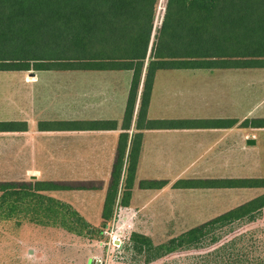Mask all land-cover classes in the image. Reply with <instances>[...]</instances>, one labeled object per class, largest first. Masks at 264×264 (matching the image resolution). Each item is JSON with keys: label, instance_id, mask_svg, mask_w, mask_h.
Masks as SVG:
<instances>
[{"label": "trees", "instance_id": "obj_1", "mask_svg": "<svg viewBox=\"0 0 264 264\" xmlns=\"http://www.w3.org/2000/svg\"><path fill=\"white\" fill-rule=\"evenodd\" d=\"M158 3L159 0H0V72L32 69L131 73L121 125L123 133L118 138L103 202L102 228L112 221L115 206H129L143 131L207 129L222 125L221 121L148 120L156 72L229 66L264 68V0H167L149 48ZM138 95L135 133L125 162ZM243 125L264 128V120L245 121ZM114 127L115 123L98 122L92 123L89 130ZM65 128L79 130L76 123H66ZM167 184L166 181H141L138 188L161 190ZM15 186L37 194L87 190L46 181L0 184L2 217L9 214V192ZM172 189L264 190V178L178 180ZM60 205L75 214L77 223L90 227L69 205ZM263 210L264 193L185 231L165 245L154 247L148 237L139 233H131L129 241L136 253L154 252L148 260L151 262L178 248L200 246L209 236H213V241L216 229L244 219L253 220ZM62 227L73 232L66 223ZM251 236L241 235L201 260L206 259L208 264H264V254Z\"/></svg>", "mask_w": 264, "mask_h": 264}, {"label": "crops", "instance_id": "obj_2", "mask_svg": "<svg viewBox=\"0 0 264 264\" xmlns=\"http://www.w3.org/2000/svg\"><path fill=\"white\" fill-rule=\"evenodd\" d=\"M61 73L92 76L74 77L75 80L70 79L61 86L46 81L48 76ZM130 80L131 73L126 71L39 72L30 69L0 72V184L24 183L27 179L42 182L39 178L43 163L49 160V170L64 168L81 182L101 184L99 189L81 190L99 194L97 217L101 219L118 138L123 133L121 125ZM187 81H196L197 90L185 88ZM141 87L142 84L139 93ZM176 99L179 101L174 104ZM138 101L139 95L128 132L125 162L135 133ZM179 105L182 108L178 109ZM147 119L221 121L222 125L207 129L143 131L129 206H115L113 217L122 210L140 212L150 200L166 195L178 180L264 178V128L243 125L245 121L264 120V68L229 66L195 71H158ZM98 122L115 123V127L89 130L92 123ZM66 123H76L79 130L65 128ZM255 149H259L260 158L253 159V162L243 158L245 153L255 154ZM43 155L49 156L43 158ZM251 166L259 174L250 176L247 168ZM94 170H97L95 175ZM214 171L237 173L210 175ZM141 181H166L168 184L161 190H141L138 188ZM172 190L197 192V189ZM222 190L259 192L231 209L264 193L260 189ZM138 198L143 199L139 205ZM68 199L64 197L62 200L80 217L89 215L85 211L91 207L80 209L75 201ZM192 211L197 212V207Z\"/></svg>", "mask_w": 264, "mask_h": 264}, {"label": "rangeland", "instance_id": "obj_3", "mask_svg": "<svg viewBox=\"0 0 264 264\" xmlns=\"http://www.w3.org/2000/svg\"><path fill=\"white\" fill-rule=\"evenodd\" d=\"M161 1L159 0L156 8L149 48L153 42L155 29L164 13V9H161ZM85 75L92 76L83 73H61L48 76L46 81L61 86L74 77L80 78ZM184 86L190 91L197 90L196 81H187ZM178 101L179 99H176L174 104ZM64 102L62 103L65 104ZM180 108L181 105L178 106V109ZM255 150V154L248 152L249 154L242 155L243 158L250 159L251 162L260 158L262 155L257 153L259 149ZM45 156L49 155H43V158ZM45 160L43 162H46ZM49 167V160L43 163L39 180L55 182L73 189L101 188L99 182H81L64 168L49 170ZM71 167L74 168L73 165ZM247 169L250 176L258 173L252 166ZM95 173L97 170H94V175ZM235 173L237 172L214 171L210 175L228 176ZM262 174L264 175V172ZM32 181L34 180L27 179L24 183H33ZM15 187L9 192L8 201L11 209L8 216L0 215V264H208L205 262L206 259L202 261L201 258L233 239L249 234H252V240L264 254V210L253 220L244 219L216 229L214 232L216 239L213 240L216 241L215 243L212 241L213 236H209L200 246L178 248L174 253L151 262L148 260L155 255L154 252L153 254L152 252L136 253L129 241L131 233H139L148 237L154 247L165 245L185 231L250 199L259 193L258 191L202 189L197 190L196 193H178L171 187L166 195L150 200L140 212L122 210L105 228H102V221L97 217L100 206L97 193L73 190L37 194L31 190L23 191L19 186ZM64 197L75 201L80 209L86 210L84 206L92 208L85 211L90 217L83 218L89 223V228L77 223L75 214L60 205L67 204L62 200ZM87 197L93 199H86ZM142 200L138 198L137 204L139 205L141 203L139 201ZM194 207H197V212L192 211ZM62 223H66L73 232L64 229ZM114 237L115 241L112 244Z\"/></svg>", "mask_w": 264, "mask_h": 264}, {"label": "water", "instance_id": "obj_4", "mask_svg": "<svg viewBox=\"0 0 264 264\" xmlns=\"http://www.w3.org/2000/svg\"><path fill=\"white\" fill-rule=\"evenodd\" d=\"M167 0H162L161 1V9H165Z\"/></svg>", "mask_w": 264, "mask_h": 264}, {"label": "built area", "instance_id": "obj_5", "mask_svg": "<svg viewBox=\"0 0 264 264\" xmlns=\"http://www.w3.org/2000/svg\"><path fill=\"white\" fill-rule=\"evenodd\" d=\"M114 241H115V237L112 239V244H113Z\"/></svg>", "mask_w": 264, "mask_h": 264}]
</instances>
